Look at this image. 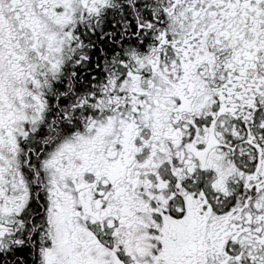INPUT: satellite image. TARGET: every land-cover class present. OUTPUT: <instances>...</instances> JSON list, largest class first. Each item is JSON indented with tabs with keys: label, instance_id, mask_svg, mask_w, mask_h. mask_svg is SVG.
<instances>
[{
	"label": "snow or ice",
	"instance_id": "6c2138e0",
	"mask_svg": "<svg viewBox=\"0 0 264 264\" xmlns=\"http://www.w3.org/2000/svg\"><path fill=\"white\" fill-rule=\"evenodd\" d=\"M0 264H264V0H0Z\"/></svg>",
	"mask_w": 264,
	"mask_h": 264
}]
</instances>
